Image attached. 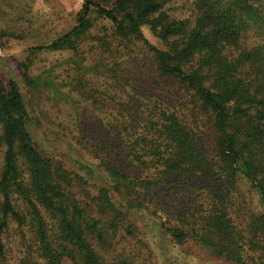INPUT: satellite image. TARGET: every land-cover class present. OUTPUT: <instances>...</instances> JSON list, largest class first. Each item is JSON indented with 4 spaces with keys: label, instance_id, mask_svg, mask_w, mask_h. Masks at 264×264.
<instances>
[{
    "label": "trees",
    "instance_id": "trees-1",
    "mask_svg": "<svg viewBox=\"0 0 264 264\" xmlns=\"http://www.w3.org/2000/svg\"><path fill=\"white\" fill-rule=\"evenodd\" d=\"M176 1L83 0L70 29L29 47L78 51L106 22L91 48L95 68L115 64L118 85L128 60L151 56L148 88L138 82L133 99L113 108L118 139H106L108 130L87 141L91 163L75 168L44 155L17 83L0 78V264H157L135 215L156 220L179 246L264 264V214L244 205L239 185L242 177L264 207V0H181L187 17L169 13ZM83 87L80 78L75 88ZM90 90L89 106L110 112ZM174 90L178 98L167 97ZM11 228L13 260L4 239Z\"/></svg>",
    "mask_w": 264,
    "mask_h": 264
},
{
    "label": "rangeland",
    "instance_id": "rangeland-1",
    "mask_svg": "<svg viewBox=\"0 0 264 264\" xmlns=\"http://www.w3.org/2000/svg\"><path fill=\"white\" fill-rule=\"evenodd\" d=\"M82 4L83 0H0V32H6L0 39V78L6 84L10 80L17 83L34 118V123L28 125L32 138L38 149L57 164L93 162L86 152V143L102 132L109 130L106 139H118L119 123H123L114 118L118 111L113 108L119 102L133 99L135 91L132 87L138 82L140 89L148 88L153 74L154 63L148 55H139L137 60H128L123 65L129 75L126 81H120V85L118 80L114 84L111 68L116 71V66L110 58L103 62L106 68H95L100 55L91 47L96 44L95 38L104 32L103 24L107 25L106 22L95 23L89 35L83 38L78 51L41 50L28 53L29 47L50 43L70 29ZM169 13L175 17H187L191 15V10L189 5L178 0L170 4ZM143 30L147 39L156 45L158 40L149 28L144 27ZM24 62L29 66L27 79L24 78ZM37 76L40 79H36ZM33 78L37 84L31 83ZM80 78L84 87L76 90ZM92 87L103 94L110 112H101L89 106L85 94L91 92ZM175 93L177 90L169 91L167 97L177 99L172 97ZM130 121L134 123L133 118ZM108 122L109 126L103 127ZM239 185L244 205L258 214H264L257 192L242 177H239ZM133 218L138 221V233L148 243L157 264H230L211 257L191 243L177 245L160 231L158 222L153 218L145 215ZM4 239L13 260L19 251L17 231L11 228Z\"/></svg>",
    "mask_w": 264,
    "mask_h": 264
}]
</instances>
